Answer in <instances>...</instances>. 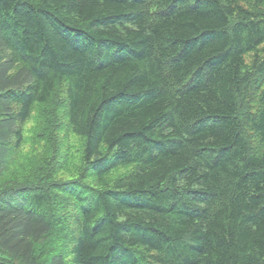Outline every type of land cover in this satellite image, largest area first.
<instances>
[{"label": "trees", "instance_id": "16d2710c", "mask_svg": "<svg viewBox=\"0 0 264 264\" xmlns=\"http://www.w3.org/2000/svg\"><path fill=\"white\" fill-rule=\"evenodd\" d=\"M0 264H264V0H0Z\"/></svg>", "mask_w": 264, "mask_h": 264}, {"label": "rangeland", "instance_id": "374dc122", "mask_svg": "<svg viewBox=\"0 0 264 264\" xmlns=\"http://www.w3.org/2000/svg\"><path fill=\"white\" fill-rule=\"evenodd\" d=\"M62 101V99L58 100L55 98L51 104H47V108L39 107L34 113V119L27 124L28 127L35 128L33 129L34 134L29 133L28 135V139L32 138V140H36L34 144L37 143V140L41 139L40 133H42V135H54V132H57L60 141L57 143V139L47 137L48 140L42 139L41 144H37L32 150L30 147L31 145H27L22 154L16 157V163L9 167L10 175L14 174L21 180L34 179L44 171H46V173L47 171L50 172V170L46 168L47 162H53L55 158L58 162L71 167L67 168L64 172L62 176L63 181L77 179V168L82 164L80 152L82 142L79 137L74 136L67 129V120L65 117L66 110ZM45 110L48 111V113H44L43 111ZM50 119L51 121L53 120V126H51L50 123V127H48L47 130L40 129V133H38L36 127H38V124L40 125V121ZM41 124H43V122H41ZM41 154L45 156L47 162L44 159H40ZM73 171L75 172L74 174H72ZM117 171L118 172H114V174H119L122 169ZM87 181L94 184L92 178H87Z\"/></svg>", "mask_w": 264, "mask_h": 264}]
</instances>
